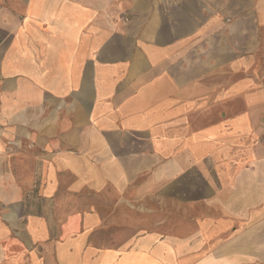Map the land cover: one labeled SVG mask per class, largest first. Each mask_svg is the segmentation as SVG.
Returning a JSON list of instances; mask_svg holds the SVG:
<instances>
[{
  "label": "crops",
  "instance_id": "0c3cea01",
  "mask_svg": "<svg viewBox=\"0 0 264 264\" xmlns=\"http://www.w3.org/2000/svg\"><path fill=\"white\" fill-rule=\"evenodd\" d=\"M78 145L117 178L132 153L195 185L203 209L102 264H264V0H0V264H41L71 231L45 203L61 168H87Z\"/></svg>",
  "mask_w": 264,
  "mask_h": 264
},
{
  "label": "rangeland",
  "instance_id": "374dc122",
  "mask_svg": "<svg viewBox=\"0 0 264 264\" xmlns=\"http://www.w3.org/2000/svg\"><path fill=\"white\" fill-rule=\"evenodd\" d=\"M94 147L96 151L87 153H81L84 147L79 145L72 150L87 165L84 172L75 176L63 168L55 170L60 173L53 197L45 203L48 219L61 229L70 215L77 216L71 231L61 229L52 236L54 239L50 237L38 248L41 264H64L72 255L76 264H102L107 255L108 261L116 259L119 250L137 253V241L148 234L163 241L167 236L181 237L195 229L203 213L192 200L197 197L195 185L182 184L180 178L168 183L156 168H133L136 163L132 153L121 155L124 168L117 178L113 167L116 163L112 161L115 155L108 158ZM48 154L41 153L44 167L53 161ZM144 155L141 164L148 161V155ZM51 171L44 169L41 193L45 188L47 192L54 189ZM59 241H63L60 246Z\"/></svg>",
  "mask_w": 264,
  "mask_h": 264
}]
</instances>
